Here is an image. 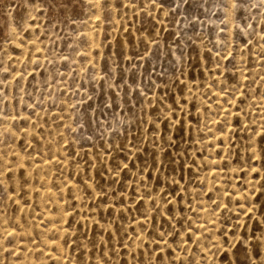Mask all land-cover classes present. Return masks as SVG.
I'll return each instance as SVG.
<instances>
[{"label": "rangeland", "instance_id": "rangeland-1", "mask_svg": "<svg viewBox=\"0 0 264 264\" xmlns=\"http://www.w3.org/2000/svg\"><path fill=\"white\" fill-rule=\"evenodd\" d=\"M228 3L0 0V264L264 256V8Z\"/></svg>", "mask_w": 264, "mask_h": 264}, {"label": "snow or ice", "instance_id": "snow-or-ice-1", "mask_svg": "<svg viewBox=\"0 0 264 264\" xmlns=\"http://www.w3.org/2000/svg\"><path fill=\"white\" fill-rule=\"evenodd\" d=\"M97 2L101 3L105 7V10H109L114 6V0H97ZM160 6L163 7L162 2H161ZM229 6H230V9L233 11L246 10L248 7V0H229V3L225 4V8L228 9ZM253 6L258 7V8H264V0H260V3L258 5H253ZM260 136H261V142H262V144H264V133H260ZM252 151L255 154V147L252 148ZM262 151H264V148H262ZM257 158H259V157H257ZM19 167L22 169L23 166L21 165ZM128 167H129V165L127 162H122V163L117 162L114 166V171H115L116 177H119L120 173L122 171H126L128 169ZM24 176H25V173L23 171H21L20 179H24ZM8 179L10 181H13V186H15V177L13 175H9ZM148 195H149V198L151 199V193L150 192L148 193ZM140 200L143 201V197H140ZM134 203H135V201H134ZM152 203L155 206V200L154 199H152ZM137 211H139V209H137ZM142 214H144L145 218L147 219L146 213H142ZM169 219L170 220L176 219V217L174 215H171V209H169ZM177 223H182V221L177 220ZM170 226L172 227L173 232L178 235L179 233H178V230H176L175 225L170 224ZM159 235L162 238L164 233L161 232ZM253 247L256 248L257 245H253ZM257 255L259 256V253H257ZM193 264H194V262H193ZM249 264H264V256H261L258 260H255V261H253L252 258L249 257Z\"/></svg>", "mask_w": 264, "mask_h": 264}, {"label": "bare ground", "instance_id": "bare-ground-1", "mask_svg": "<svg viewBox=\"0 0 264 264\" xmlns=\"http://www.w3.org/2000/svg\"><path fill=\"white\" fill-rule=\"evenodd\" d=\"M12 31H13V30H12ZM12 33H13V32H12ZM89 34H90V33H89ZM84 35H85V34H84ZM86 36H87V35H86ZM88 36H89V35H88ZM90 36H91V35H90ZM86 38H87V37H86ZM15 40H16V38H15ZM88 40H90V39H88ZM13 41H14V40H13ZM33 41H34V40H33ZM29 42H30V40H29ZM13 43L15 44V42H13ZM16 43H17V42H16ZM30 43H31V42H30ZM14 44H12V47H13ZM32 44H33V43H32ZM18 45H20V44H18ZM27 45H28V44H27ZM15 46H16V45H15ZM15 46H14V47H15ZM20 47H21V45H20ZM28 47H29V45H28ZM30 47H31V45H30ZM35 47H36V46H35ZM15 48H16V47H15ZM17 48H19V46H18ZM19 49H20V48H19ZM19 49H18V50H19ZM21 49H23V48H21ZM31 49H33V48H31ZM19 51H20V50H19ZM20 52L22 53L23 51H20ZM17 59H18V58H17ZM262 103H263V102H262ZM263 113H264V112H263ZM262 115H263V114H262ZM263 118H264V117H263ZM6 119H8V118H6ZM6 119H4V120H6ZM7 121H8V120H6V122H7ZM11 121H12V119H10V122H11ZM6 122H5V123H6ZM6 128H7V127H6ZM6 130H8V129H6ZM19 156H20V155H19ZM15 157H18V156H16V154H15ZM22 158H23V157H22ZM15 159H16V158H15ZM21 160H22V159H21ZM18 161H19V157H18ZM18 161H17V162H18ZM23 162H24V161H23ZM43 162H44V161H43ZM46 162H47V161H46ZM11 163H12V162H11ZM14 163H15V162H14ZM21 163H22V162H21ZM25 164H26V163H25ZM21 165H22V164H21ZM23 165H24V164H23ZM41 165H42V164H41ZM10 166H11V165H10ZM15 166H17V165H15ZM37 166H38V165H37ZM47 166H48V165H47ZM8 167H9V166H8ZM24 167H25V166H24ZM42 167H43V166H42ZM12 168H13V167H11V168H9V169H12ZM16 168H17V167H14V169H16ZM18 168H19V167H18ZM37 168H38V167H37ZM37 168H36V169H37ZM38 169H40V168H38ZM46 169H47V168H46ZM24 170H27V169H24ZM28 170H29V169H28ZM40 170H41V169H40ZM47 170H48V169H47ZM14 171H15V170H14ZM37 171H38V170H37ZM11 172H12V171H11ZM28 172H29L28 174H30V171H28ZM14 173H16V171H15ZM215 173H216V172H215ZM215 173H214V175H215ZM26 174H27V172H26ZM26 174H25V175H26ZM217 175H218V174L216 173V177H217ZM212 176H213V174H212ZM40 178H41V177H40ZM42 179H43V177H42ZM40 181H41V179H40ZM43 183H44V182H43ZM70 185H71V184H70ZM38 190H39V189H38ZM38 190H37V191H38ZM72 190H73V189H72ZM40 191H41V190H40ZM48 192H51V191H48ZM41 193H42V191H41ZM41 193H40L38 196H40ZM46 194H49V193H46ZM42 196H43V195H42ZM52 196H53V195H52ZM46 197H47V196H46ZM225 197H226V196H225ZM231 197H232V196H231ZM238 197H239V196H238ZM241 197H242V196H241ZM41 198H42V197H41ZM232 198H233V197H232ZM39 199H40V198H39ZM53 199H54V197H53ZM241 199H243V198H241ZM41 200H42V199H41ZM54 200H55V199H54ZM231 200H232V199H231ZM233 200H234V198H233ZM239 200H240V199H239ZM247 200H248V197H247ZM241 201H242V200H241ZM239 203H240V202H239ZM56 204H57V203H56ZM54 205H55V204H54ZM240 206H241V205H240ZM56 207H57V206H56ZM57 208H59V206H58ZM240 208H241V207H240ZM242 208H243V206H242ZM59 212H60V211H59ZM200 212L202 213V211H200ZM60 214H61V213H60ZM60 214H59V216H60ZM199 214H200V213H199ZM46 215H47V214H46ZM49 215H50V214H48V216H49ZM57 215H58V213H57ZM57 215H56V216H57ZM200 215H202V214H200ZM56 216H55V218H56ZM61 216H63V215H61ZM61 216H60V217H61ZM202 216H203V215H202ZM57 217H58V216H57ZM49 218H50V219L52 218V219L54 220V217H49ZM49 218H48V219H49ZM58 218H59V217H58ZM58 218H56V219H58ZM61 218H62V217H61ZM52 219H51V221H52ZM59 219H60V218H59ZM64 219H66V218L64 217ZM56 221H57V220H56ZM58 221H59V220H58ZM62 221H63V220H62ZM208 221H209V220H208ZM211 221H212V220H211ZM206 222H207V221H206ZM57 223H58V222H57ZM60 223H61V222H60ZM202 223H204V222H202ZM207 223H208V222H207ZM52 224H55V223H52ZM195 224H196V223H195ZM197 224H198V223H197ZM197 224H196V225H197ZM208 224H209V223H208ZM196 225H195V226H196ZM202 225H203V224H202ZM209 225H210V224H209ZM212 225H214V224L211 223V226H212ZM52 226H53V225H52ZM195 226H194V227H195ZM199 226H200V224H199ZM199 226H197V228H199ZM207 226H208V225H207ZM194 227H193V228H194ZM200 227H201V226H200ZM202 227L204 228L205 226H202ZM212 227H213V226H212ZM54 228H55V227H54ZM58 228H61V227H58ZM197 228H196V230H197ZM206 228H207V227H206ZM206 228H205V229H202V228H201V229H202V232H203V230H206V231H207ZM213 228H214V227H213ZM55 229H56V228H55ZM211 229H212V228H211ZM57 230L59 231V229H57ZM209 230H210V229H209ZM49 231H50V230H49ZM53 231H54V230H53V227H52V230H51L50 232H53ZM58 231H57L56 233H58ZM7 232H9V230H8ZM59 232H61V231H59ZM200 232H201V230H200ZM207 232H208V231H207ZM53 233H55V232H53ZM61 233H62V232H61ZM205 233H206V232H205ZM208 233H209V232H208ZM6 234H8V233H6ZM9 235H10V234H9ZM11 235H13L12 232H11ZM16 235H17V234L14 233V236H16ZM9 237H10V236H9ZM11 238H12V237H11ZM15 238H16V237H15ZM13 239H14V238H13ZM18 241H19V240H17V242H18ZM19 244H21V246H22V243H19ZM47 244H48V243H47ZM49 245H50V244H49ZM54 245H55V244H54ZM54 245H53V246H54ZM18 246H20V245H18ZM23 247H24V245H23ZM56 247H57V246H56ZM39 251H40V250H39ZM43 252H44V251H43ZM48 253L50 254V253H52V252H49V251H48ZM19 254H20V253H19ZM19 254H17V256H18ZM24 254H26V253H24ZM46 254H47V253L45 252L44 255H46ZM52 255H54V256H58V257H59V255H55V253H53ZM24 256H25V255H24ZM48 256H49V255H48ZM25 257H27V256H25ZM49 257H50V256H49ZM20 258H21V256H20ZM41 258H42V257H41ZM47 258H48V257H47ZM51 258H52V257H50L49 259H51ZM60 258H61V257H60ZM44 259H45V257H44ZM57 259H59V258H57ZM57 259H56V260H57ZM52 260H53V259H52ZM54 260H55V259H54ZM56 260H55V262H56ZM29 261H30V260H29ZM59 261H60V260H59ZM31 263L33 264L32 261H31ZM34 263H35V262H34ZM56 263H58V261H57ZM60 263H61V262H60ZM42 264H43V263H42Z\"/></svg>", "mask_w": 264, "mask_h": 264}]
</instances>
